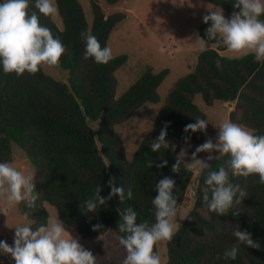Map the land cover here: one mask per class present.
<instances>
[{
    "label": "trees",
    "instance_id": "obj_1",
    "mask_svg": "<svg viewBox=\"0 0 264 264\" xmlns=\"http://www.w3.org/2000/svg\"><path fill=\"white\" fill-rule=\"evenodd\" d=\"M90 1L91 28L78 0H56L62 21L59 28L52 18L39 13L35 0H29V13L36 12L40 24L49 28L67 49L60 67L68 72V85L43 69L35 75L25 73L17 77L14 73L5 74L0 66V162L11 163L16 146L34 167L38 193L35 207L18 205L20 214L33 230L46 224L49 217L46 204H49L57 210L63 224L76 227L78 236L114 237L118 251H110V256L123 262L127 253L119 243L123 235L118 230L120 214L131 207L137 213V223H155L152 199L157 195L156 183L164 177L176 181L177 211L186 198L194 173L183 163L179 173L171 168L181 148L195 152L208 132L209 126L206 133L184 131L196 119L207 120L195 104V96L200 95L207 106L215 102L233 104L230 121L253 130L256 135H264V63L256 62L252 55L240 59L222 56L219 52L226 47L208 40L205 32L210 22L205 24L200 30L201 38L217 48L202 51L195 70L176 82L154 120L151 134L141 142L132 161H128L115 128L128 122L145 104L160 101L158 90L170 71L154 73L147 68L117 99L116 72L127 63L128 56L114 57L107 65L85 59L81 33L95 35L102 47H108L112 30L126 15L115 13L107 17L98 0ZM119 1L105 0L109 5ZM209 2L229 14L238 11L233 7L235 0ZM166 124L167 139L176 144V151L153 152L150 144ZM93 125L97 126L96 130ZM185 137H190L188 143ZM163 159L168 161L167 167H157ZM228 159L229 156H222L210 163V169L200 171L193 192V208L168 242L167 264H264V184L258 182V175L245 178L230 174V182L239 184L247 195L239 204L234 203L228 215L209 211L203 202L208 172L218 171L221 166L227 168ZM110 178H115V185L125 192L131 187L133 198L121 203L117 195L106 205L98 206L96 212L84 211L83 201L91 197L96 186L100 185L102 196L110 194ZM234 211L240 214L233 215ZM97 224L102 227L94 231ZM236 224L252 235L260 244L259 249L239 244L233 235ZM234 245L239 246L237 258L224 259L225 250Z\"/></svg>",
    "mask_w": 264,
    "mask_h": 264
},
{
    "label": "clouds",
    "instance_id": "obj_2",
    "mask_svg": "<svg viewBox=\"0 0 264 264\" xmlns=\"http://www.w3.org/2000/svg\"><path fill=\"white\" fill-rule=\"evenodd\" d=\"M233 7L238 11L230 19L225 17L223 9L212 10L208 7L209 14L203 16L205 24L210 22L206 29L208 40L222 43L237 59L252 55L256 62L264 63V19H261L264 17V0H235ZM35 8L45 17L55 18L59 14L56 0H35ZM28 9L29 0H0V66L5 74L14 73L22 77L25 73L35 75L44 68L59 67L61 57L67 52L51 30L40 24L36 12L30 14ZM81 37L85 41V59L92 58L102 65H107L113 59L112 49L102 47L95 35L82 32ZM198 40L201 44L205 43L202 38L198 37ZM208 124L205 119H196L195 123L186 125L184 131L206 133ZM217 128L215 143L208 138L197 146L186 167L197 173L211 168L204 159L198 158L199 153H209L207 161L221 156L230 157L226 161L227 168L221 166L218 171L208 172L203 189V202L209 211L224 216L233 209L234 203L239 204L247 195L239 184L230 182V174L245 178L258 175V182L264 184V135H256L253 130L229 120H224ZM167 135L166 124L150 144L153 152L159 153L161 149L176 151V144L170 143ZM189 140L190 137H185V143ZM213 152H218L219 156H213ZM186 156V149L181 148L172 165V172L179 173ZM167 165L168 161L163 159L157 167ZM149 167H152L151 162ZM114 179L108 181L111 192L107 197L101 195L100 185L96 186L91 197L83 201L84 211L96 212L98 206L106 205L117 195L121 203L133 198L131 187L125 192L124 188L115 185ZM175 188L176 181L170 177L156 183L157 195L152 199L155 223L151 225L146 221L137 223V213L131 207L120 214L118 230L123 235L119 237V243L127 253L123 264H162L156 245L171 242L179 231ZM37 199L34 176L25 174L12 163L0 162V201L4 205L0 213L8 216L9 209L21 203L33 208ZM232 214L238 216L240 212L234 211ZM101 227L94 225L93 230ZM13 228L14 245L0 241V254L10 256L15 264H96L93 253L84 248L56 217L49 215L46 224L35 230L27 224ZM233 235L239 244L260 248V244L247 230H241L239 224L235 225ZM238 251L239 246L234 245L225 250L223 258L235 260Z\"/></svg>",
    "mask_w": 264,
    "mask_h": 264
},
{
    "label": "rangeland",
    "instance_id": "obj_3",
    "mask_svg": "<svg viewBox=\"0 0 264 264\" xmlns=\"http://www.w3.org/2000/svg\"><path fill=\"white\" fill-rule=\"evenodd\" d=\"M78 1L82 5L87 23L91 28L93 23L91 1ZM98 3L107 17L115 13L126 15V18L112 30L108 41V47L112 49L113 58L120 55L128 56L127 63L116 72L117 99L125 94L147 68H151L154 73H159L165 69L170 71L159 87L160 101L155 104H145L128 122L115 128L124 143L126 159L132 161L141 142L151 134L154 120L166 103L168 94L176 82L195 70L198 57L202 51L217 48L216 45L207 42L201 44L198 37L201 38L200 30L205 26L203 16L209 14L208 7L212 10L222 8L212 5L209 0H120L116 5H109L105 0H98ZM224 14L229 19L232 16L225 10ZM52 19L59 28H62L59 15ZM219 53L227 58L237 59L228 51H220ZM43 70L58 82L68 85V72L61 69L60 64L59 67L44 68ZM194 102L207 116L209 123L208 132L199 145L208 138H212L215 143L218 134L217 127L224 120L230 121L229 115L234 110V105L215 102L213 106H207L200 95L195 96ZM93 127L96 130L97 126L93 125ZM186 151L187 156L182 162L185 166L186 163L191 162L192 156L189 150L186 149ZM211 154L219 156L218 152ZM208 155L209 153H199L198 158L204 159L209 164L217 160L207 161ZM11 163L25 174L34 176L35 181L36 172L32 163L16 146H14ZM192 172L194 179L189 186L183 204L177 211L179 227L194 205L193 192L197 186V178L200 172ZM3 206V201H0V208ZM46 209L49 215L58 219L57 210L53 206L46 204ZM24 224L29 225L30 223L20 214L18 205L9 209L8 216L0 213V241L14 243L15 229L13 227ZM64 226L73 237L79 240L84 248L93 253L96 257V264H123L120 260L110 256V251H118L114 237L85 239L78 236L75 226L65 224ZM157 245L162 264H167L168 243ZM0 264H15V261L8 255L0 254Z\"/></svg>",
    "mask_w": 264,
    "mask_h": 264
},
{
    "label": "water",
    "instance_id": "obj_4",
    "mask_svg": "<svg viewBox=\"0 0 264 264\" xmlns=\"http://www.w3.org/2000/svg\"><path fill=\"white\" fill-rule=\"evenodd\" d=\"M229 105H232V104H229ZM84 116L86 117V114H85V112H84Z\"/></svg>",
    "mask_w": 264,
    "mask_h": 264
},
{
    "label": "crops",
    "instance_id": "obj_5",
    "mask_svg": "<svg viewBox=\"0 0 264 264\" xmlns=\"http://www.w3.org/2000/svg\"><path fill=\"white\" fill-rule=\"evenodd\" d=\"M207 50V49H206ZM225 51H227V50H225Z\"/></svg>",
    "mask_w": 264,
    "mask_h": 264
}]
</instances>
